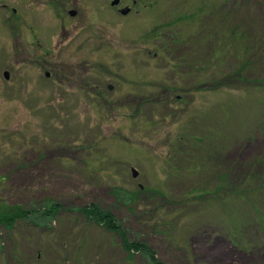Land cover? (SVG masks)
<instances>
[{"label":"rangeland","instance_id":"1","mask_svg":"<svg viewBox=\"0 0 264 264\" xmlns=\"http://www.w3.org/2000/svg\"><path fill=\"white\" fill-rule=\"evenodd\" d=\"M110 1L0 0V264H264V0Z\"/></svg>","mask_w":264,"mask_h":264},{"label":"trees","instance_id":"2","mask_svg":"<svg viewBox=\"0 0 264 264\" xmlns=\"http://www.w3.org/2000/svg\"><path fill=\"white\" fill-rule=\"evenodd\" d=\"M51 209L52 210L49 211L51 212V214H53L55 210H58L57 204L53 203ZM80 210L82 214L87 218V220L102 225L104 228H106V230L115 231V229L119 228V226L115 224V218H113V216L109 212L101 211L96 206V204L84 205L83 207H81ZM23 212H27V211H23ZM23 212L22 210H16L14 212H10V214L9 213L3 214L0 217V223L11 224L13 221L16 220V218L23 215L24 214ZM44 214H47V211L46 212L44 211ZM122 242H123V247L125 249L128 248V249H133L134 251H139V250L145 251L148 254V257L153 264H164L155 257V253L147 245L143 243L138 244L136 242H127L125 238L122 240Z\"/></svg>","mask_w":264,"mask_h":264},{"label":"water","instance_id":"3","mask_svg":"<svg viewBox=\"0 0 264 264\" xmlns=\"http://www.w3.org/2000/svg\"><path fill=\"white\" fill-rule=\"evenodd\" d=\"M118 2H119V0H112V1L110 2V4H111V5H116V4H118ZM129 10H130V8H128V7L122 9V14H126ZM74 13H75V11H73V10L70 11V14H74ZM47 74H48V73H46V75H47ZM3 75H4V78H5V79H8V77H9L8 71L5 70V71L3 72ZM132 173H133V176H136V175H137V172H136L134 169H132Z\"/></svg>","mask_w":264,"mask_h":264},{"label":"flooded vegetation","instance_id":"4","mask_svg":"<svg viewBox=\"0 0 264 264\" xmlns=\"http://www.w3.org/2000/svg\"><path fill=\"white\" fill-rule=\"evenodd\" d=\"M120 1H121V0H119V2H120ZM119 2H118V4H119ZM137 2L140 3L141 0H132V3H133V4H136ZM118 4H117V5H118ZM117 5H115V6H117ZM111 6H112V5H111ZM123 7H124V6H123ZM125 7H127L126 4H125ZM71 10L75 11V13H74V14H70V11H71ZM118 10H119V12L122 13V7H119ZM130 10H131V9H130ZM130 10L126 13V15L130 12ZM76 12H77V11H76L75 9H69V10H68V14L71 15V16H74V15L76 14ZM46 76H49V74L46 75ZM176 150H178V149H172L173 152H176Z\"/></svg>","mask_w":264,"mask_h":264}]
</instances>
